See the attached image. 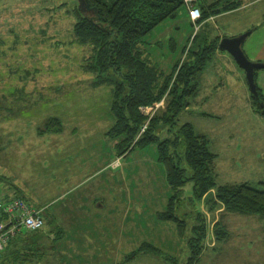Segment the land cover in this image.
I'll return each instance as SVG.
<instances>
[{"label":"rangeland","instance_id":"374dc122","mask_svg":"<svg viewBox=\"0 0 264 264\" xmlns=\"http://www.w3.org/2000/svg\"><path fill=\"white\" fill-rule=\"evenodd\" d=\"M261 4L264 0H255L244 12L217 20L215 25L210 19L209 24L197 27L182 5L175 16L143 37L142 47L163 75L170 74L175 64L179 68L189 57L193 47L197 49L213 38L219 43L224 24L248 20V13L259 10ZM78 5V0H0V189L8 191L6 195H23L29 204L47 209L43 210L40 243L35 250L30 244L11 251L9 264H56V207L71 203L81 210L77 216L82 211L81 215H88L87 232L92 233L105 221L109 233L119 239L109 243L108 249L123 256L125 264L187 263V240L196 210L204 217L206 237L194 264H262L264 218L228 212L221 204L211 209L214 197L209 193L196 200L191 182L183 186L180 202H175L179 205L177 214L186 220L185 229L180 233L173 222L157 216L172 193L163 163L158 160L157 142L117 154L120 137L107 132L113 123L111 85H92V73L82 68L90 48L74 39ZM223 5L210 15L228 11ZM218 49L205 64L206 77L187 97L189 104L174 119V126L170 119L162 118L172 99L168 93L171 84L159 100L140 110L148 119L158 121L154 128L158 142L172 139L184 122L206 134L216 155L217 183L247 181L260 188L259 182L264 181V161L259 155L264 147V113L256 110L246 82L245 86L241 83L243 69L227 51ZM234 69L241 71V79ZM251 103L256 113L250 111ZM75 146L74 164H80H76V175L72 172L67 177L64 165L69 170L73 167L72 162H65L72 156L67 150ZM106 163L108 168H104ZM58 194L62 195L56 198ZM98 202L105 203L103 211H96V207L84 210ZM220 221L225 231L222 234L216 231ZM79 225L82 223L71 224L68 233L75 236ZM19 235L12 237L10 248L18 246ZM130 239L133 241L127 244ZM215 240L221 242L215 244ZM59 242L65 245L68 258L72 251L88 252L94 246L69 245L68 239ZM143 242L146 245L135 258L125 256L128 247L141 248ZM74 258L70 262L90 259Z\"/></svg>","mask_w":264,"mask_h":264},{"label":"trees","instance_id":"16d2710c","mask_svg":"<svg viewBox=\"0 0 264 264\" xmlns=\"http://www.w3.org/2000/svg\"><path fill=\"white\" fill-rule=\"evenodd\" d=\"M88 3L90 11L83 12L77 6V21L73 26L74 39L87 45L91 51L82 68L92 73L93 86L102 83L111 85L109 108L113 123L107 132L110 136L120 137L117 142L119 156L136 146L157 142L158 160L163 163L166 180L172 190L165 208L158 211L157 216L173 222L181 233L185 229L186 220L177 214L179 205L176 203L180 202L183 186L191 182L192 196L196 200L209 193L214 197L211 209L221 204L228 212L254 214L264 218V181L259 182L262 184L260 188L247 181L217 183L214 173L216 155L209 148L206 134L197 132L192 123L184 122L174 131L172 139L167 137L158 142L154 133L158 121L148 119L140 110L142 106L159 100L171 84L168 93L172 99L162 118L166 121L170 119L174 126V119L177 120L181 109L189 104L187 97L198 90L202 69L217 49L218 38L197 46V49L193 47L179 68L175 64L170 74L163 75L157 64L148 57L149 53L144 51L143 37L165 19L175 16L183 5L182 0H88ZM221 3L225 10L239 5L237 0H200L201 20L220 10L218 6ZM256 88L259 99L255 100L251 95L252 102L256 104L258 112L264 113V96L257 85ZM145 122V129L140 134V127ZM211 189L214 191L210 192ZM194 214L192 234L187 240L190 255L184 264H194L204 249V217L199 210L194 211ZM221 229L220 221L216 231L219 234L225 233ZM41 230L18 232V246L10 248L11 238L0 254V264H9L10 252L19 251L26 245L31 244L32 250H35ZM37 234L39 236L33 237ZM217 238L223 239L220 236ZM55 239L53 237V241ZM145 243L127 256L143 250Z\"/></svg>","mask_w":264,"mask_h":264},{"label":"crops","instance_id":"0c3cea01","mask_svg":"<svg viewBox=\"0 0 264 264\" xmlns=\"http://www.w3.org/2000/svg\"><path fill=\"white\" fill-rule=\"evenodd\" d=\"M254 1L255 0H239V6L238 7L233 8V9H229L228 11L223 12L222 14H220L218 16L217 15H210L207 18L200 20L199 24L202 23V25L204 26L205 24L206 25L209 24L210 19L211 20L214 19V21H212V22H214V25H215L217 20H224V18H226V17L228 18V16L237 15V14H239V12H244V11L248 10ZM248 17H249L248 20H245V21H243V20L239 21V19H238L235 22H228V24H224L223 30L225 32L220 36V39L224 36H230L231 37V36H235V35H238V34L244 32V31L249 30L250 32L245 37L244 41L242 42L241 47H242L244 53L246 54V56L250 60L264 62V4L262 5V7H260L259 10L255 9L253 11H250L248 13ZM218 51H221V50L218 49ZM237 66H238V64H237ZM239 68H241V67H239ZM234 70H236V74L241 79L242 78L241 71H239V69H234ZM205 77H206V75H205L204 69H202L201 76H200V83H203ZM254 77H255L256 85H257L260 93L264 96V68L256 69L255 73H254ZM244 80L241 79V83L244 84V86H245L246 80L245 81ZM14 95L15 94H13L12 97ZM252 106L253 105L251 103L250 104V107H251L250 111L253 113H256L253 110ZM15 146L18 147L19 149L22 148L21 146H17V145H15ZM76 149H77V146H75L74 148H69L67 150L72 155L69 157V159H71L72 161L67 159L65 162L66 163L72 162V165H73V167L70 170L68 167H66V164L64 165L65 173L68 174L67 177H70L69 175L72 172H74L73 174H75L76 164H80L79 162H76V164H74L75 159L77 158ZM259 155H261L260 159L264 161V147H262V150L260 151ZM119 163H120V159H119ZM105 167L106 168L109 167L107 165V163L104 165V168ZM94 173H95V171L88 174L87 176H91ZM87 176L85 177V179L87 178ZM0 190L3 191L4 193L8 192V191L3 190V189H0ZM62 194H58L56 196V198L61 196ZM23 197L26 199L25 196H23ZM94 200H98V199L95 198ZM104 204L105 203H103V202L91 203L89 205H86L84 210L87 212H90V210L93 209V207H96L97 208L96 211H103L102 207L104 206ZM39 206H34V207H39ZM43 206H45V205H41L40 207H43ZM80 207L82 208L83 205H80ZM44 210H47V209H44ZM73 211H74V215H72ZM79 211H81V210H79L77 208V206L75 208V206L71 203L69 205H64V206L59 205L58 207H56V223H54L53 217L49 215L51 222L54 223V225L56 227V264H67V263H70V264H114V263L125 264L124 262H122L123 256H120L117 253H115L113 250L108 249L107 245L109 243L119 242V239L113 238L114 235L109 233V230L107 229V226L104 223L105 221H100L98 227H95L96 229L94 228L95 231H94V229H92L93 232L89 233L86 231L87 222H85L88 215L84 214V213L81 215V213L83 212L82 211L81 213H79V216H77L76 213ZM78 219H80V221H78ZM76 222H81L82 225H81V227H80V225L78 227H76V229H79V231L74 236V235H72L73 234L72 231H70L68 233V228L70 229L71 224L76 223ZM111 238H112V241H111ZM63 239H68L69 245H75L76 243H79V244H90V245H94V246L91 247L88 252L87 251H80V252L72 251V254H70V256L68 258L67 256H65V253H64L66 251V249H64L65 245H62L61 242H59V240H63ZM251 240L246 241V242L250 243ZM132 241L133 240L130 239V242H127V244H131ZM216 243H218L217 240H215V244ZM261 244H263L261 247V252L264 255V242H262ZM70 248L74 249L75 246H71ZM135 249L136 248H129L128 247V253L125 254V256L129 255ZM60 251H62L63 253H60ZM135 255L136 254H133L132 256H128V257H130V258L132 257V259H133V258H135ZM74 257H77L78 259L80 258L79 260L83 259L84 257H88L90 259L84 260L83 262H75V263L70 262L71 260L75 259ZM68 260H69V262H68ZM263 260H264V258H263ZM111 261H114V263H111Z\"/></svg>","mask_w":264,"mask_h":264},{"label":"built area","instance_id":"2783aa9c","mask_svg":"<svg viewBox=\"0 0 264 264\" xmlns=\"http://www.w3.org/2000/svg\"><path fill=\"white\" fill-rule=\"evenodd\" d=\"M199 1L182 0L187 16L195 27L200 25L202 18ZM43 210V207L29 204L21 195H6L0 190V254L16 233L44 226Z\"/></svg>","mask_w":264,"mask_h":264},{"label":"water","instance_id":"95a60500","mask_svg":"<svg viewBox=\"0 0 264 264\" xmlns=\"http://www.w3.org/2000/svg\"><path fill=\"white\" fill-rule=\"evenodd\" d=\"M78 8L85 12L90 11L88 0H78ZM249 30L244 31L235 36H224L218 43V48L227 51L238 64L244 70L245 80L248 85L249 91L255 100L259 99L258 91L256 88V81L254 77V71L256 69L264 68V62L252 61L244 53L241 45L245 37L249 34Z\"/></svg>","mask_w":264,"mask_h":264}]
</instances>
